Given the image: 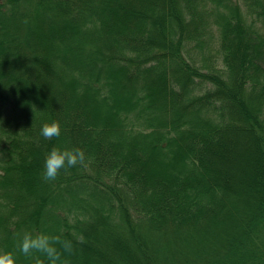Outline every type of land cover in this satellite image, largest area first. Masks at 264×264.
<instances>
[{"label":"trees","instance_id":"trees-1","mask_svg":"<svg viewBox=\"0 0 264 264\" xmlns=\"http://www.w3.org/2000/svg\"><path fill=\"white\" fill-rule=\"evenodd\" d=\"M237 134L246 210L215 159ZM53 145L88 158L44 179ZM224 215L240 227L214 240ZM27 230L72 239L74 264L108 230L114 264H264V0H0V249L34 264Z\"/></svg>","mask_w":264,"mask_h":264},{"label":"clouds","instance_id":"clouds-1","mask_svg":"<svg viewBox=\"0 0 264 264\" xmlns=\"http://www.w3.org/2000/svg\"><path fill=\"white\" fill-rule=\"evenodd\" d=\"M62 131L58 119L46 122L41 127L44 137H58ZM85 148L53 145L46 153L42 176L54 180L62 169L86 162ZM19 252L25 257H34V264H74L75 244L59 232L27 230L19 239ZM0 264H28L14 248L0 249Z\"/></svg>","mask_w":264,"mask_h":264},{"label":"rangeland","instance_id":"rangeland-1","mask_svg":"<svg viewBox=\"0 0 264 264\" xmlns=\"http://www.w3.org/2000/svg\"><path fill=\"white\" fill-rule=\"evenodd\" d=\"M215 154V159L222 161L220 162L221 167H223V170L226 171L220 175V177L230 182L231 186H233V188L230 187L231 190L226 193V196L232 197L234 195L235 198L239 199V194L242 193L246 195V198L247 200H250V203H248V201L244 202V200L238 201L239 210L252 208L254 191H252L253 188L251 186V173H255L258 165L257 161L255 160L254 148L248 137L242 135L240 136L238 134L234 137L231 136L225 143L221 144L219 148L215 149ZM228 208L232 210V205H228ZM227 217H229V215H224L223 218L213 217V219L209 222L210 226L207 227L206 232L209 230L214 240L223 239L229 233L234 235L239 229L240 226L236 222V224H234V222H230V219ZM111 233L115 232L108 230L106 232L107 235L100 234L97 236L96 240H89L92 247L94 248L92 254L93 264H114L112 262L113 255H111V253L108 251L109 248L101 247L102 245L99 243L101 242L111 246V243L114 240H118L116 236L117 234L111 235Z\"/></svg>","mask_w":264,"mask_h":264}]
</instances>
